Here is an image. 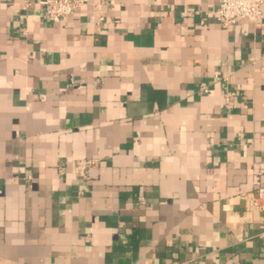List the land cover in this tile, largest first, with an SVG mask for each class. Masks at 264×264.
Returning <instances> with one entry per match:
<instances>
[{"label": "crops", "instance_id": "obj_1", "mask_svg": "<svg viewBox=\"0 0 264 264\" xmlns=\"http://www.w3.org/2000/svg\"><path fill=\"white\" fill-rule=\"evenodd\" d=\"M45 2L0 0V264H264V15Z\"/></svg>", "mask_w": 264, "mask_h": 264}, {"label": "built area", "instance_id": "obj_2", "mask_svg": "<svg viewBox=\"0 0 264 264\" xmlns=\"http://www.w3.org/2000/svg\"><path fill=\"white\" fill-rule=\"evenodd\" d=\"M44 18L55 20L73 14L82 7L85 0H46ZM217 19L227 28L242 20L251 21L257 24L264 15V0H219L217 7L213 10ZM202 93L209 91L208 85L201 83ZM233 91L225 94V104L227 107L233 106ZM95 159H80L75 166V172L80 178H88L91 169L96 165ZM264 209V192L260 189L257 193L250 192L247 195V213Z\"/></svg>", "mask_w": 264, "mask_h": 264}]
</instances>
